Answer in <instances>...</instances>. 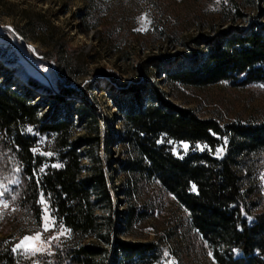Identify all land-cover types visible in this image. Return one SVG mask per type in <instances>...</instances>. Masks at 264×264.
I'll return each mask as SVG.
<instances>
[{
	"label": "trees",
	"instance_id": "obj_1",
	"mask_svg": "<svg viewBox=\"0 0 264 264\" xmlns=\"http://www.w3.org/2000/svg\"><path fill=\"white\" fill-rule=\"evenodd\" d=\"M67 1L60 5L63 14L68 13ZM5 16H17L16 33L36 45L37 53L56 66L65 83L55 94L30 79V86L42 93L35 103L33 91L11 85L10 79L0 81V178L16 173L19 180L5 197L13 209L4 219L11 226L9 239L18 231L23 236L40 226L43 206L38 200L43 193L57 222L70 230L68 244L57 251L53 264H160L163 250L157 243L120 238L135 236L132 229L141 215L133 205V192L146 180L158 182L188 213L192 230L218 264H264L263 200L247 183L248 158L264 150V122L223 126L176 104L162 88L203 89L241 78L243 84H264V25L237 26L242 18L237 11L228 29L190 40L197 47L194 55L143 64V71L155 73L158 83L147 77L128 87L115 86L109 80L113 75L91 69L94 53L74 49L68 33L55 25L47 11L26 8ZM101 90L111 92L117 113L112 121L103 117L94 96ZM101 120L107 131L114 120L123 126L116 140L127 159L119 161L118 172L109 162L97 165L91 153L100 147ZM80 131L83 134L76 137ZM39 136L51 140L50 159L31 151ZM224 139L229 140L226 148ZM169 141L202 144L208 150L176 156ZM221 146L225 153L216 157L214 152ZM108 174L126 178L128 193L116 187V179L111 181ZM116 192L129 198L124 211L114 210ZM103 209L107 215L99 214ZM5 240L0 238V264H33V259L12 252L14 243Z\"/></svg>",
	"mask_w": 264,
	"mask_h": 264
},
{
	"label": "rangeland",
	"instance_id": "obj_2",
	"mask_svg": "<svg viewBox=\"0 0 264 264\" xmlns=\"http://www.w3.org/2000/svg\"><path fill=\"white\" fill-rule=\"evenodd\" d=\"M63 1L67 0L43 3L38 0H0V81L10 79L11 85L24 82L20 87L23 91H33L35 103L39 101L42 93L30 86V79L55 94L65 83L56 66L37 53L36 45L27 43L16 33L17 16L11 18L5 16V13L15 15L26 8L47 11L48 17L55 25L62 32L68 33L74 49L94 53L96 63L91 69L113 75L109 80L115 86L120 84L128 87L143 83L147 77L152 83H158V76L144 72L143 64L156 58L170 63L177 57L194 55L198 52L197 47L191 44L190 40L204 35L213 36L222 29H228L234 23L232 21L237 11L242 16L241 20L236 22L237 26L248 29L252 24L264 25V0H90L86 3L67 1V14H63V8L60 6ZM151 70L148 68V71ZM99 78L104 79L102 76ZM242 80L243 78L236 82L223 81L203 89L175 87L170 91L165 86L162 88L176 104L192 108L199 117L216 120L223 126L263 123L264 84H243ZM103 87L101 84V89ZM94 96L100 101L103 117H109L112 121V115L117 113L110 101L111 92L101 90L94 92ZM100 124V147L92 149L91 153L97 165L109 162L111 169L116 168L118 172L119 161L127 159L125 148L116 140L123 126L118 120H114L107 131L103 120ZM82 134L80 131L76 137ZM50 141L46 136H39L36 153L42 155L48 152ZM223 141L225 146V139ZM226 141L228 144L229 140ZM171 145L176 156L185 155L191 150H208L202 144H197L200 145L199 148L188 144L187 150L181 143ZM225 148L223 147L224 150L219 156L215 154L216 151L214 155L223 156ZM53 156L52 154L44 157L50 159ZM247 162L250 173L247 183L249 186L254 185L260 192L264 209V180L260 179L264 174V150L250 155ZM106 171L109 172V166ZM246 173L245 171L244 174ZM108 177L111 181L116 179V187L128 193L126 178H115V174H108ZM18 182L16 173L7 179L0 178V191L7 189V193H10ZM113 200L114 210L124 211V203L128 202L129 198L121 192H116ZM132 200L141 216L132 229L135 236H121V239L157 243L162 247L163 253L168 252L167 257L163 255L160 264H168L169 261L172 264H218L213 256L208 255V245L192 230L188 213L158 182L141 180L138 189L133 192ZM46 204L48 214L53 215L48 202ZM42 206L44 210L45 206ZM12 212L10 205L5 208L0 203V238H6V243L11 241L15 246L22 237V232L18 231L9 239L8 231L11 226L4 222L5 217ZM99 214L107 215V212L103 209ZM28 223L29 220L26 219L25 225ZM30 231L34 232V229ZM51 231L52 229H49V232ZM45 235L47 233L42 232V240ZM69 239L68 232L52 240V255L47 252L31 255L19 249L15 253L33 259V264H53L54 255L67 246Z\"/></svg>",
	"mask_w": 264,
	"mask_h": 264
},
{
	"label": "snow or ice",
	"instance_id": "obj_3",
	"mask_svg": "<svg viewBox=\"0 0 264 264\" xmlns=\"http://www.w3.org/2000/svg\"><path fill=\"white\" fill-rule=\"evenodd\" d=\"M226 2V0H225ZM143 30V29H141ZM264 87V85H262ZM29 132L32 131V129L28 130ZM171 143V141H169ZM183 148L185 150L188 149V144L181 142ZM227 144V141L225 139V146ZM196 147H200V145H196ZM223 147L217 148L216 149V155L219 156L223 152ZM33 153H35L37 150L36 148L31 149ZM175 151V149H173ZM44 156H51V152H44L42 153ZM56 167H59V165H56ZM43 171V168L40 169ZM261 180H264V174L261 175L260 177ZM15 183V181H13ZM37 183H39L37 181ZM193 187H195L193 185ZM7 194V189L4 191H0V203L3 204V207L8 208V202L7 199L5 198ZM15 199V197H13ZM38 203L44 205V210L39 213V219H40V226L38 229L34 230L31 234H26L23 235L19 241L15 244L14 247H12V252H16L18 249L22 250V252L29 253L31 255H35L37 253H45L47 252L48 255H52V247L50 242L54 239H58L59 236L66 235L70 230L62 223V222H57V218L55 215H49L48 214V208L46 201L44 199V194H40V198L38 200ZM248 219H251V217H248ZM49 229H52L51 232H49ZM42 232L47 233L45 235L44 239H41V234ZM57 247H59V243L57 244ZM235 251V249L233 250ZM165 257L168 256V252L165 251L163 253ZM209 256H212V252L208 253ZM168 264H172L171 261L168 262Z\"/></svg>",
	"mask_w": 264,
	"mask_h": 264
},
{
	"label": "bare ground",
	"instance_id": "obj_4",
	"mask_svg": "<svg viewBox=\"0 0 264 264\" xmlns=\"http://www.w3.org/2000/svg\"><path fill=\"white\" fill-rule=\"evenodd\" d=\"M17 86H20L21 84H24V82L20 83V82H16Z\"/></svg>",
	"mask_w": 264,
	"mask_h": 264
}]
</instances>
